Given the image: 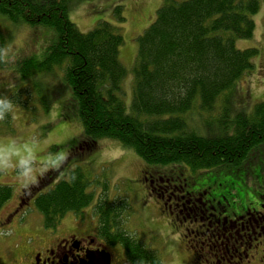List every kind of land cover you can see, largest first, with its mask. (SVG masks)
<instances>
[{"label":"trees","instance_id":"1","mask_svg":"<svg viewBox=\"0 0 264 264\" xmlns=\"http://www.w3.org/2000/svg\"><path fill=\"white\" fill-rule=\"evenodd\" d=\"M69 10L70 0H0V14L11 22L53 28L59 36L44 60L30 57L20 63V83L10 95L16 106L31 112L39 102L49 111L51 102L35 77L59 67L78 101L84 137L79 149L84 152H93L102 139H113L147 164H183L196 171L240 167L264 145V103L250 115H237L232 135L220 131L218 137H204L185 120L196 108L212 112L253 69L258 50H239L235 41L253 37L252 16L260 10L259 0H163L156 20L139 38L131 112L122 98L128 72L120 59V29L100 21L94 30L82 33ZM122 11L121 6L114 10L120 23L125 21ZM7 44L0 32V50ZM13 131L11 114L0 121V133ZM58 173H47L26 192L28 202L37 195L35 206L47 229H56L69 213L83 218L94 202L88 192L91 182L81 167L47 190ZM12 196V186L0 185V210ZM28 202L21 199V205ZM129 208L125 197L110 199L104 182L94 207L99 237L108 246L121 245L130 264H163L155 251L126 230Z\"/></svg>","mask_w":264,"mask_h":264},{"label":"rangeland","instance_id":"2","mask_svg":"<svg viewBox=\"0 0 264 264\" xmlns=\"http://www.w3.org/2000/svg\"><path fill=\"white\" fill-rule=\"evenodd\" d=\"M259 2L260 10L252 16L256 25L253 37L235 41L239 50H258L252 59L253 69L237 82L230 96L217 102L212 112L196 108L185 115L190 129L201 136L218 137L220 131L232 135L237 115H250L257 104L264 103V0ZM162 4L163 0H70L69 18L82 33L94 30L100 21L120 29L124 38L120 59L128 72L122 85V98L129 112L133 103V68L139 52V38L154 23ZM117 6L123 8L125 21L122 23L114 13ZM0 32L8 39L5 49L8 58L0 59V93L10 97L12 88L20 83V63L30 57L44 60L59 36L53 28L15 24L1 14ZM35 80L42 85L40 87L50 100L51 108L45 111L39 102L35 104L36 111L31 112L16 106L12 114L14 131L11 134L0 133V144L13 140L34 143L41 156L46 157L50 153L63 155V165L48 172L59 173L47 190L62 179H68L72 169L83 168L91 182L88 192L94 195V202L83 212V220L93 233H97L98 228L94 207L103 192L104 182H107L110 199L125 197L130 203L126 230L155 251L163 264H206L199 248L203 238H196V234L184 230L193 225L191 220L195 211L199 214L200 210L192 206L193 212L187 210V215L186 212L178 213L181 208L176 207V198L169 199L168 186L175 188L178 185L177 198L187 197L180 199L182 203L193 196L199 206L207 203V207L216 210L217 215L229 218L238 217L248 209L259 210L264 204V145L253 150L247 162L240 167L196 171L183 164H147L133 149L113 139H102L93 152H84L79 149L84 137L78 101L65 80L64 69L56 67L53 71L39 73ZM0 173V185L13 187L11 200L0 210L1 230L6 218L17 211L21 199L26 202L28 199L15 179V171L0 170ZM157 180H168V184L160 182L158 185ZM36 196L33 194L25 207L18 210L0 231V260L11 253V246L18 244L20 232L46 229L44 216L35 206ZM184 216L187 221L181 222ZM78 218L76 214L69 213L62 220V225ZM109 252L113 256L112 264H130L121 245L109 246ZM256 261V264H261L260 259Z\"/></svg>","mask_w":264,"mask_h":264},{"label":"flooded vegetation","instance_id":"3","mask_svg":"<svg viewBox=\"0 0 264 264\" xmlns=\"http://www.w3.org/2000/svg\"><path fill=\"white\" fill-rule=\"evenodd\" d=\"M155 182L158 185L160 182L168 184V180ZM168 191L171 193L170 200L177 199L175 205L178 209L181 208L178 213L183 214L187 210L193 212L194 208L200 210L199 214L195 211V217L191 220L193 225L185 227L184 230L196 234V238H203L199 248L201 258L206 264H256L258 259L263 264L264 204H261L259 210L248 209L238 217L229 218L217 215L216 210L207 207V203L199 206L195 201L197 198L193 196L182 203L180 199L187 197L177 198L178 185L175 188L169 185ZM19 206L17 211L25 207L21 203ZM210 210L211 214L208 213ZM14 214L6 218L2 229L12 220ZM185 221L186 216L181 222ZM199 221L201 224L194 226ZM60 226L39 232H20L17 235L18 244L11 246V253L4 256L0 264H92V258H101L105 252L111 255L112 264L113 256L109 252V246L99 237L98 232L93 233L88 228L82 217ZM261 252L263 254L259 258Z\"/></svg>","mask_w":264,"mask_h":264},{"label":"clouds","instance_id":"4","mask_svg":"<svg viewBox=\"0 0 264 264\" xmlns=\"http://www.w3.org/2000/svg\"><path fill=\"white\" fill-rule=\"evenodd\" d=\"M8 58L7 50H0V59ZM16 105L7 95H0V121L6 120L14 113ZM65 157L60 154L41 156L34 143H17L15 140L0 144V170H13L15 179L24 192L50 170L60 168Z\"/></svg>","mask_w":264,"mask_h":264},{"label":"water","instance_id":"5","mask_svg":"<svg viewBox=\"0 0 264 264\" xmlns=\"http://www.w3.org/2000/svg\"><path fill=\"white\" fill-rule=\"evenodd\" d=\"M92 264H111V255L107 252L101 256V258H96L95 260L92 258Z\"/></svg>","mask_w":264,"mask_h":264},{"label":"bare ground","instance_id":"6","mask_svg":"<svg viewBox=\"0 0 264 264\" xmlns=\"http://www.w3.org/2000/svg\"><path fill=\"white\" fill-rule=\"evenodd\" d=\"M224 136V135H223Z\"/></svg>","mask_w":264,"mask_h":264}]
</instances>
